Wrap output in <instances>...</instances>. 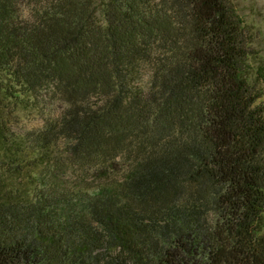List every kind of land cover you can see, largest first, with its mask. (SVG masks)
Segmentation results:
<instances>
[{"label":"trees","instance_id":"trees-1","mask_svg":"<svg viewBox=\"0 0 264 264\" xmlns=\"http://www.w3.org/2000/svg\"><path fill=\"white\" fill-rule=\"evenodd\" d=\"M251 44L231 0H0V264H264Z\"/></svg>","mask_w":264,"mask_h":264},{"label":"rangeland","instance_id":"rangeland-1","mask_svg":"<svg viewBox=\"0 0 264 264\" xmlns=\"http://www.w3.org/2000/svg\"><path fill=\"white\" fill-rule=\"evenodd\" d=\"M231 1L237 7L252 35V53L249 58L248 73L251 78H256L261 71L264 72V0ZM262 101L264 103V96ZM59 106L60 103L58 102L49 103V107L52 109H55L56 107L58 108ZM41 121V110L24 109L20 112L16 128L23 132L26 129L41 124ZM122 179L123 172L118 170L108 171L100 176V182L102 183H114ZM12 183H14L12 180L8 182L10 186ZM0 185L4 187L6 182L3 181Z\"/></svg>","mask_w":264,"mask_h":264}]
</instances>
